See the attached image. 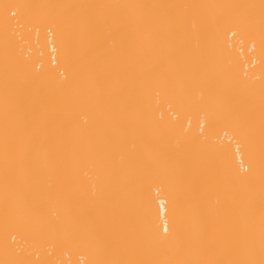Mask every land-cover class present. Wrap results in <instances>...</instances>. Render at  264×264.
Instances as JSON below:
<instances>
[{
    "label": "bare ground",
    "instance_id": "obj_1",
    "mask_svg": "<svg viewBox=\"0 0 264 264\" xmlns=\"http://www.w3.org/2000/svg\"><path fill=\"white\" fill-rule=\"evenodd\" d=\"M0 264H264V0H0Z\"/></svg>",
    "mask_w": 264,
    "mask_h": 264
}]
</instances>
